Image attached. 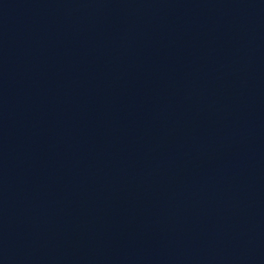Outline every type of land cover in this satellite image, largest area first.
Listing matches in <instances>:
<instances>
[{
  "label": "water",
  "instance_id": "95a60500",
  "mask_svg": "<svg viewBox=\"0 0 264 264\" xmlns=\"http://www.w3.org/2000/svg\"><path fill=\"white\" fill-rule=\"evenodd\" d=\"M0 264H264V0H0Z\"/></svg>",
  "mask_w": 264,
  "mask_h": 264
}]
</instances>
